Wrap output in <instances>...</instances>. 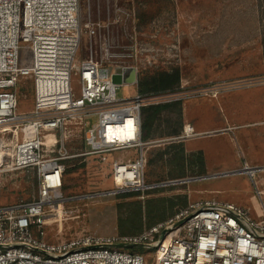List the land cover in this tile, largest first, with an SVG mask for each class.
<instances>
[{
  "label": "rangeland",
  "instance_id": "374dc122",
  "mask_svg": "<svg viewBox=\"0 0 264 264\" xmlns=\"http://www.w3.org/2000/svg\"><path fill=\"white\" fill-rule=\"evenodd\" d=\"M126 6L135 8L132 28L115 24L90 37L85 24L108 23L112 5L81 0L79 58L135 65L150 81L179 76L174 87L152 92L160 96L159 104L167 105L147 146L145 183L155 186L117 189L112 180L109 162L134 160L137 149L67 159L65 200L47 207L46 240L62 245L88 236L136 234L133 217L140 209L145 229L166 221L189 202L205 200L234 204L258 219L264 214V195L257 193L264 192V170L253 180L239 171L245 165L264 166V0H134ZM102 43L110 46L109 60L100 49ZM126 54L132 56L119 57ZM28 56L20 43L19 63L29 64ZM72 89L79 95L76 77ZM138 92L135 85L119 86L117 96ZM17 93L18 112L31 111V80L23 79ZM95 121L90 119L91 124ZM185 122L195 136L169 143V137L182 133ZM66 148L69 154L85 151L84 132H74ZM37 192L34 172H0V206L30 200ZM138 252L148 264H156L152 252Z\"/></svg>",
  "mask_w": 264,
  "mask_h": 264
},
{
  "label": "built area",
  "instance_id": "2783aa9c",
  "mask_svg": "<svg viewBox=\"0 0 264 264\" xmlns=\"http://www.w3.org/2000/svg\"><path fill=\"white\" fill-rule=\"evenodd\" d=\"M103 1L112 5L109 21L87 22L90 37L115 24L132 28L135 8L126 4L134 0ZM80 13L81 0H0V172L32 171L38 181L32 199L0 206V264H148L140 249L152 252L156 264H264V214L252 219L244 208L216 200L189 202L137 234L88 236L62 245L46 240L47 207L65 200L67 159L137 149L134 160L109 162L112 180L117 189L155 186L145 183L152 142L142 140L141 111L159 104L160 96L138 92L119 98V86L138 88L137 66L79 58ZM20 43L29 51V64L19 63ZM100 49L107 60L112 57L108 43ZM126 56L132 55H119ZM125 67L135 68V82L113 83L111 75ZM23 79L32 82L34 107L19 113L17 87ZM76 131L84 132L85 151L69 154L66 141ZM194 136L185 123L167 141ZM259 170L264 167L245 165L239 172L253 180Z\"/></svg>",
  "mask_w": 264,
  "mask_h": 264
},
{
  "label": "trees",
  "instance_id": "16d2710c",
  "mask_svg": "<svg viewBox=\"0 0 264 264\" xmlns=\"http://www.w3.org/2000/svg\"><path fill=\"white\" fill-rule=\"evenodd\" d=\"M178 81H179V76L177 74H174V75L173 74H167L166 77L161 76V77H159V79H152L151 81L147 80L143 74V75H139L138 88L140 89V93L148 94V93L157 92V91H164V90H167L169 88H172L175 86V84ZM165 108H167V105L158 104V105H149V106H146L142 109V111H141V130H142V140L143 141H148L152 138L153 127H154L155 121L158 118L161 111ZM175 133H178V132H175ZM179 134H175L173 136H177ZM199 155H200L199 164L202 167L203 158H202V155L200 153H199ZM65 170H67V169H65ZM124 194H128V192L123 193V195ZM133 218L135 220L134 221L135 222L134 229H135L136 234L142 232L143 231V227H142L143 225H142V219H141L142 218L141 209L139 210V212L136 213V215H134ZM162 219H163V217H162Z\"/></svg>",
  "mask_w": 264,
  "mask_h": 264
},
{
  "label": "water",
  "instance_id": "95a60500",
  "mask_svg": "<svg viewBox=\"0 0 264 264\" xmlns=\"http://www.w3.org/2000/svg\"><path fill=\"white\" fill-rule=\"evenodd\" d=\"M113 83L121 84V83H133L136 80V72L134 67H125V68H117L116 73L111 75ZM180 181V180H179ZM177 181V182H179ZM182 181V180H181ZM176 181H170L169 183H174Z\"/></svg>",
  "mask_w": 264,
  "mask_h": 264
},
{
  "label": "crops",
  "instance_id": "0c3cea01",
  "mask_svg": "<svg viewBox=\"0 0 264 264\" xmlns=\"http://www.w3.org/2000/svg\"><path fill=\"white\" fill-rule=\"evenodd\" d=\"M186 123V122H185ZM264 140V139H263ZM258 167H262V166H258ZM264 167V166H263Z\"/></svg>",
  "mask_w": 264,
  "mask_h": 264
},
{
  "label": "bare ground",
  "instance_id": "6f19581e",
  "mask_svg": "<svg viewBox=\"0 0 264 264\" xmlns=\"http://www.w3.org/2000/svg\"><path fill=\"white\" fill-rule=\"evenodd\" d=\"M188 127V126H187Z\"/></svg>",
  "mask_w": 264,
  "mask_h": 264
}]
</instances>
